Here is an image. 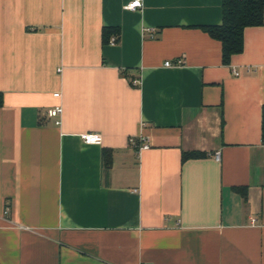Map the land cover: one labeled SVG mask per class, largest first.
<instances>
[{
  "label": "crops",
  "instance_id": "0c3cea01",
  "mask_svg": "<svg viewBox=\"0 0 264 264\" xmlns=\"http://www.w3.org/2000/svg\"><path fill=\"white\" fill-rule=\"evenodd\" d=\"M134 1L0 0V264H264V25Z\"/></svg>",
  "mask_w": 264,
  "mask_h": 264
},
{
  "label": "trees",
  "instance_id": "16d2710c",
  "mask_svg": "<svg viewBox=\"0 0 264 264\" xmlns=\"http://www.w3.org/2000/svg\"><path fill=\"white\" fill-rule=\"evenodd\" d=\"M262 25H264V0H224L222 24L205 26L203 29L212 38L221 42L223 63L230 65L233 56L243 53L245 49V29ZM113 33V30L105 29L104 37L106 41ZM2 104L3 98L0 94V106ZM199 156H201L199 153H186L183 158L186 160ZM107 165L109 166V163ZM239 190L241 191V189Z\"/></svg>",
  "mask_w": 264,
  "mask_h": 264
},
{
  "label": "built area",
  "instance_id": "2783aa9c",
  "mask_svg": "<svg viewBox=\"0 0 264 264\" xmlns=\"http://www.w3.org/2000/svg\"><path fill=\"white\" fill-rule=\"evenodd\" d=\"M143 7V2L142 0H135L134 2L130 3L129 5L126 6L127 9H130V10H135L137 8H142ZM152 37L155 36V33L156 31L155 30H151L150 31ZM117 41H118V37H113L111 39V42L110 44L111 45H116L117 44ZM183 65V60H178L176 63H172V62H167L166 63V66L168 67H172V66H181ZM235 75L236 76H240L241 74L239 72H236L234 71ZM133 85L134 86H139L140 85V79H137V80H134L133 81ZM55 97H61V94L60 93H56L55 94ZM62 113H63V108L61 106L59 107H56L52 110H49L48 114L50 117L56 119V124L57 125H60L61 123V116H62ZM83 140L86 144H89V145H101L103 143V138L100 134H85L83 135ZM136 141L133 139L131 140V145L132 146H136ZM147 145H143L141 149H147Z\"/></svg>",
  "mask_w": 264,
  "mask_h": 264
}]
</instances>
